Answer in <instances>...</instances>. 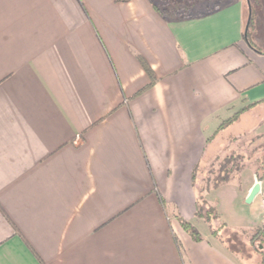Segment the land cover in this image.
Listing matches in <instances>:
<instances>
[{
	"label": "crops",
	"instance_id": "0c3cea01",
	"mask_svg": "<svg viewBox=\"0 0 264 264\" xmlns=\"http://www.w3.org/2000/svg\"><path fill=\"white\" fill-rule=\"evenodd\" d=\"M206 5L169 18L152 0H0V264H264L248 247L264 164L239 172L243 198L260 191L236 248L197 212L216 209L202 174L237 151L219 133L264 122L247 2ZM179 217L206 224L201 239Z\"/></svg>",
	"mask_w": 264,
	"mask_h": 264
},
{
	"label": "rangeland",
	"instance_id": "374dc122",
	"mask_svg": "<svg viewBox=\"0 0 264 264\" xmlns=\"http://www.w3.org/2000/svg\"><path fill=\"white\" fill-rule=\"evenodd\" d=\"M176 1H178L181 5H189V11L193 12L196 10L195 4H197L198 2H204L205 4H207L206 7L210 8L213 5H217L218 2H223L224 0H214L212 2H210V0ZM246 2L248 7L245 12V19L250 10H252L253 13V20L249 27V37L255 44H257L259 47H261L262 50H264V0H246ZM257 12L260 13V21L256 19V15L258 14ZM259 119L260 118L256 117L254 118L253 122L241 121V123H239L238 125H228L226 129L219 133L218 138L222 135L225 136L221 140V144L226 141L229 146H235V149L237 151L227 150L226 152H221L220 155H218V157L212 161L206 172L202 174L203 180L202 182L200 181L199 184L201 187H206L207 185L208 187H212L209 195V200L219 212V216L212 217V219L210 220L209 226L212 232L214 231L215 235L219 237L222 241L230 242L231 246L235 248L238 246V244L241 243V240L244 237L242 233H238L236 231L233 232L234 228H238L240 224L242 225L241 219L243 217H249L257 213V209L255 207L256 199L253 200V202L247 203L245 201V198H243L244 185H242L243 183L240 184V182L238 181V176L240 170L243 168L242 164H245L246 162L253 163L254 161H258L259 164H264V138H261L260 140L258 139V137H253L250 142H246V140L244 139L249 136L247 132L251 131L254 126H257V130L264 131V122L259 123ZM235 132L241 134V137L236 138V140L239 141V143L237 144H235V141L229 142L228 139H226V137ZM241 139L242 141L240 142ZM218 145L219 142H217V139H215L209 145L206 156L208 153L212 154V152H216V150L218 149ZM230 158L232 160H230L228 163L229 167L233 162L238 163V165L241 166H231L229 172L230 180L226 184L214 187L212 183H214L215 177L222 176L224 174L220 170L221 165L225 163L227 159ZM208 211V207H205L204 210H202V213L208 214ZM221 221L225 222L228 225V229L223 228ZM195 225V227L199 231H204L206 229V224H204L203 222H198ZM248 243H250L248 244L249 248L257 250L259 249L260 244L257 239L252 242L248 240ZM253 258H256V256L254 255Z\"/></svg>",
	"mask_w": 264,
	"mask_h": 264
},
{
	"label": "trees",
	"instance_id": "16d2710c",
	"mask_svg": "<svg viewBox=\"0 0 264 264\" xmlns=\"http://www.w3.org/2000/svg\"><path fill=\"white\" fill-rule=\"evenodd\" d=\"M152 4L156 10H158L161 14H163L169 18L187 17L188 13H189V5H185V4L181 5L176 0H170V1H168V0H166V1H164V0H152ZM252 20H253V13H252V10H250L248 12L246 19H245V24L243 27L242 36H243V39L248 43L249 46L256 48L255 45L251 42L250 37H249V27L252 23ZM256 49L259 51L258 48H256ZM139 60L142 64L144 70L146 71V73L148 74V76L150 78V82H149V85H150L154 81L153 71H152L151 67L149 66V64H147V62L142 57H139ZM234 115L227 118L225 121H223L220 124V126H222L225 122L232 120L234 118ZM230 160H232V159L231 158L227 159L226 162L221 165V167H222L221 170H223L225 172L226 170L230 169L231 166L232 167H240L241 166V165H238V163L233 162L231 164V166L229 167L228 163ZM228 178H229L228 173L223 175V176L215 177L214 183H212V185H214V187H216L221 182L226 181ZM197 212L199 215L204 216V218L207 221H210L212 219V217L218 216V213H217L216 209H214V208H209L208 214H203L201 212V207L199 206V204H197ZM179 221H180L181 226L191 235V237L193 239H195V240L201 239V235H200L199 231L195 228V226L193 224H191L188 220H185L181 217H179ZM222 225H225V224L222 223ZM258 238H260V239H258ZM255 239H257L259 241V244L261 245V247L264 248V226L263 225L257 226L255 228V230H254V232L250 238V242L254 241ZM262 262L264 263V254L262 257Z\"/></svg>",
	"mask_w": 264,
	"mask_h": 264
},
{
	"label": "water",
	"instance_id": "95a60500",
	"mask_svg": "<svg viewBox=\"0 0 264 264\" xmlns=\"http://www.w3.org/2000/svg\"><path fill=\"white\" fill-rule=\"evenodd\" d=\"M260 191V183L258 181H256L252 187L250 188L249 193L247 194L245 201L247 203L252 202L253 198L259 193Z\"/></svg>",
	"mask_w": 264,
	"mask_h": 264
},
{
	"label": "built area",
	"instance_id": "2783aa9c",
	"mask_svg": "<svg viewBox=\"0 0 264 264\" xmlns=\"http://www.w3.org/2000/svg\"><path fill=\"white\" fill-rule=\"evenodd\" d=\"M259 203L260 213L264 221V192L260 193Z\"/></svg>",
	"mask_w": 264,
	"mask_h": 264
}]
</instances>
